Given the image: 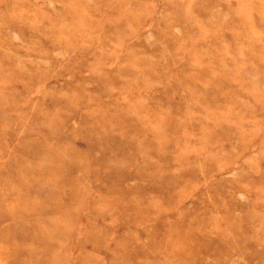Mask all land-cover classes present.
Segmentation results:
<instances>
[{"label": "rangeland", "instance_id": "1", "mask_svg": "<svg viewBox=\"0 0 264 264\" xmlns=\"http://www.w3.org/2000/svg\"><path fill=\"white\" fill-rule=\"evenodd\" d=\"M0 264H264V0H0Z\"/></svg>", "mask_w": 264, "mask_h": 264}]
</instances>
